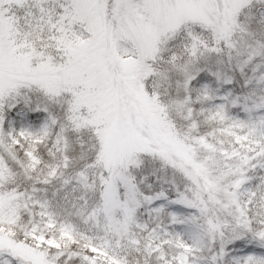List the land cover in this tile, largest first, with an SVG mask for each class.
<instances>
[{"label": "snow or ice", "instance_id": "snow-or-ice-1", "mask_svg": "<svg viewBox=\"0 0 264 264\" xmlns=\"http://www.w3.org/2000/svg\"><path fill=\"white\" fill-rule=\"evenodd\" d=\"M0 264H264V0H0Z\"/></svg>", "mask_w": 264, "mask_h": 264}]
</instances>
